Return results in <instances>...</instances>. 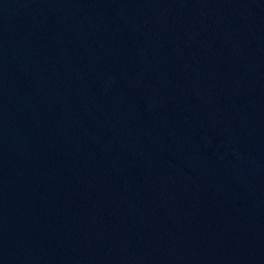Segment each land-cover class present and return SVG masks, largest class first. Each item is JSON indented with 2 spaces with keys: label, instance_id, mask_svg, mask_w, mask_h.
Returning a JSON list of instances; mask_svg holds the SVG:
<instances>
[{
  "label": "water",
  "instance_id": "water-1",
  "mask_svg": "<svg viewBox=\"0 0 264 264\" xmlns=\"http://www.w3.org/2000/svg\"><path fill=\"white\" fill-rule=\"evenodd\" d=\"M0 264H264V0H0Z\"/></svg>",
  "mask_w": 264,
  "mask_h": 264
}]
</instances>
